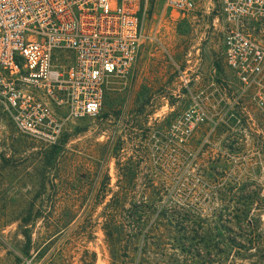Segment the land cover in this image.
<instances>
[{"label": "rangeland", "instance_id": "374dc122", "mask_svg": "<svg viewBox=\"0 0 264 264\" xmlns=\"http://www.w3.org/2000/svg\"><path fill=\"white\" fill-rule=\"evenodd\" d=\"M164 1L145 12L157 41L58 144L0 108V264H264V115L233 103L219 2L182 15ZM193 95L230 113L187 139L172 125ZM116 192L123 202L106 207Z\"/></svg>", "mask_w": 264, "mask_h": 264}, {"label": "built area", "instance_id": "2783aa9c", "mask_svg": "<svg viewBox=\"0 0 264 264\" xmlns=\"http://www.w3.org/2000/svg\"><path fill=\"white\" fill-rule=\"evenodd\" d=\"M217 1L223 58L235 82L233 103L247 101L264 115V0ZM148 3L0 0V108L17 131L54 146L69 122L95 117L110 80L126 76L147 41H157L145 31ZM196 6L197 0L164 1L173 14ZM178 72L189 85L186 71ZM208 99L193 95L172 129L188 139L202 124L213 130L224 122L229 107H220L222 99L216 105Z\"/></svg>", "mask_w": 264, "mask_h": 264}, {"label": "trees", "instance_id": "16d2710c", "mask_svg": "<svg viewBox=\"0 0 264 264\" xmlns=\"http://www.w3.org/2000/svg\"><path fill=\"white\" fill-rule=\"evenodd\" d=\"M63 145L62 146H60V145H58V146H55L54 147V152H52L51 153V156L53 157V156H55V154H57L59 151L61 152V151H63ZM102 196L101 195H96V199H99V198H101ZM159 197V196H158ZM123 199H124V196H123V193L122 192H116V194H115V199H113L111 202H110V204H108V206H106V207H119V205L123 202ZM162 198L161 197H159V199L158 200H161ZM133 220H135V215H132V217H131Z\"/></svg>", "mask_w": 264, "mask_h": 264}]
</instances>
